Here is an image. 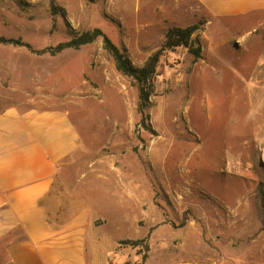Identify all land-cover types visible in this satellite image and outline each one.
Returning <instances> with one entry per match:
<instances>
[{"label":"rangeland","instance_id":"1","mask_svg":"<svg viewBox=\"0 0 264 264\" xmlns=\"http://www.w3.org/2000/svg\"><path fill=\"white\" fill-rule=\"evenodd\" d=\"M53 1L64 14L51 0H0V37L42 50L98 28L141 67L167 29L202 22L201 58L160 53L146 129L136 84L101 38L54 56L0 44V109H63L86 159L136 162L147 204L138 228L126 219L116 233H145L121 243L140 264H264V16L213 19L193 0Z\"/></svg>","mask_w":264,"mask_h":264},{"label":"crops","instance_id":"2","mask_svg":"<svg viewBox=\"0 0 264 264\" xmlns=\"http://www.w3.org/2000/svg\"><path fill=\"white\" fill-rule=\"evenodd\" d=\"M193 1L213 19L264 16V0ZM88 155L65 110L0 109V264L141 263L136 248L121 242L145 233H116L126 219L138 228L147 204L136 162Z\"/></svg>","mask_w":264,"mask_h":264},{"label":"trees","instance_id":"3","mask_svg":"<svg viewBox=\"0 0 264 264\" xmlns=\"http://www.w3.org/2000/svg\"><path fill=\"white\" fill-rule=\"evenodd\" d=\"M51 12L53 15H57L59 12L64 14V11L56 6L53 0H51ZM202 25V22H197L185 27H171L167 29L164 34V41L159 50L149 56L141 67L134 66L130 59L126 56L125 52L114 45L112 41L98 28L91 31H85L76 37H72L66 42H61L54 47H47L42 50H32L28 44L4 37H0V44L24 46L35 54L41 55L48 53L49 55L54 56L66 49L77 50L81 46L93 43L95 40L101 38L103 42V49L112 58L116 71L125 77L131 78L136 84L138 90V112L141 115L140 121L146 129H149V126L144 124V118L146 117L144 116V111L149 104L148 99L152 94L153 82L156 76V66L160 53L165 50L182 48L186 50L189 55H191L193 60L200 59L202 55V42L199 36L195 34ZM138 243H141L140 240L133 242L135 245ZM123 264L138 263L125 262Z\"/></svg>","mask_w":264,"mask_h":264},{"label":"bare ground","instance_id":"4","mask_svg":"<svg viewBox=\"0 0 264 264\" xmlns=\"http://www.w3.org/2000/svg\"><path fill=\"white\" fill-rule=\"evenodd\" d=\"M263 127V126H262ZM263 162H264V159H263Z\"/></svg>","mask_w":264,"mask_h":264}]
</instances>
